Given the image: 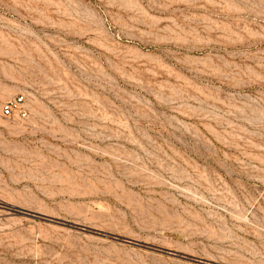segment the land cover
<instances>
[{"label": "rangeland", "instance_id": "374dc122", "mask_svg": "<svg viewBox=\"0 0 264 264\" xmlns=\"http://www.w3.org/2000/svg\"><path fill=\"white\" fill-rule=\"evenodd\" d=\"M0 264H264V0H0Z\"/></svg>", "mask_w": 264, "mask_h": 264}, {"label": "built area", "instance_id": "2783aa9c", "mask_svg": "<svg viewBox=\"0 0 264 264\" xmlns=\"http://www.w3.org/2000/svg\"><path fill=\"white\" fill-rule=\"evenodd\" d=\"M23 96H17L3 105L2 112L5 116L17 115L20 117L26 116V111L23 108Z\"/></svg>", "mask_w": 264, "mask_h": 264}]
</instances>
